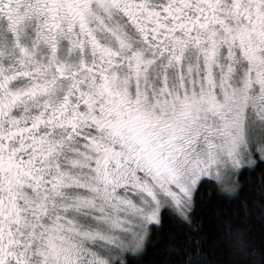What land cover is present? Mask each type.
<instances>
[{"label":"snow or ice","instance_id":"6c2138e0","mask_svg":"<svg viewBox=\"0 0 264 264\" xmlns=\"http://www.w3.org/2000/svg\"><path fill=\"white\" fill-rule=\"evenodd\" d=\"M254 167L264 0H0V264H138Z\"/></svg>","mask_w":264,"mask_h":264},{"label":"trees","instance_id":"16d2710c","mask_svg":"<svg viewBox=\"0 0 264 264\" xmlns=\"http://www.w3.org/2000/svg\"><path fill=\"white\" fill-rule=\"evenodd\" d=\"M220 191L210 184L201 186L195 197L190 225L162 219L160 227L150 228L138 264H189L190 260L203 259L197 256L198 250L206 252L213 264H259V252L264 247V215L257 205L264 197V167L244 171L236 188L239 198L236 202L221 199ZM240 201L248 202L247 213ZM233 211L238 215L233 216ZM238 223L246 225V229H236ZM229 226L241 237L247 233L256 247L255 256L238 252L229 242Z\"/></svg>","mask_w":264,"mask_h":264}]
</instances>
